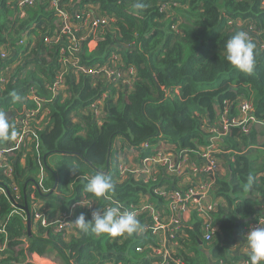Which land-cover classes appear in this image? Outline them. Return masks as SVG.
Returning a JSON list of instances; mask_svg holds the SVG:
<instances>
[{
    "label": "trees",
    "instance_id": "1",
    "mask_svg": "<svg viewBox=\"0 0 264 264\" xmlns=\"http://www.w3.org/2000/svg\"><path fill=\"white\" fill-rule=\"evenodd\" d=\"M167 1L170 3L163 12L158 10L160 0H79L77 3V6L93 3L99 15L114 18L109 26H97L80 43L77 56L79 66L101 67L110 66L111 53H117L122 62L121 72H129L131 68L136 71L131 89L117 91L102 73L77 72L69 63L63 82L55 83L61 67L59 54L55 55L57 47L53 41L45 44L39 35L45 28H52L49 37L56 30L59 33L53 23L56 15L50 2L35 0L32 5L23 6L24 16L20 17L16 13V3L0 0V52L2 48L8 50V42L14 45L24 31L36 36V46L42 49L39 54L32 50L34 56H25L5 83H0V111L8 114L10 123L15 126L16 140L24 138L17 160L8 159L0 164V187L8 189L21 204L26 200L32 223H36L31 209L36 199L45 201L40 211L48 221L70 212V229L76 234L69 238L53 232L49 225L36 224V232L28 237L25 213L12 205L7 194L0 193V227L5 223L0 232V264H33L26 252L50 251L59 254L66 264L73 255L76 264L78 259L86 264L108 261L112 264H151L154 261L158 264L162 258L155 257L154 249L158 244L151 231L112 237L82 233L73 223L81 213L91 219L86 205L70 208L81 194L98 203L104 201V197L97 198L83 191L87 180L97 172L110 175L115 184V191L107 194L110 206L116 201L128 208L138 204L144 195L162 203L163 199L154 193V188L164 181L169 185L167 190L181 188L176 186L177 179L174 182L171 177L166 179L163 169L156 174L155 181L144 182L132 175L124 179L114 164L115 139L122 137L123 143L138 151V163L152 150L165 151L168 144H174L175 150H193L197 144L205 143L204 119L218 118L216 106L238 97L251 101L255 117L264 121V0L163 2ZM137 2L144 7L137 9ZM173 2L182 5L176 9L183 19L178 26L180 34L171 29L174 22L179 23L176 18L169 19ZM229 19L238 20L242 25L245 22L253 24V30L259 31L252 36L257 47L251 74L240 72L226 59L228 39L241 31L234 25L228 28ZM61 38L62 46L66 47V36L62 34ZM15 57L16 51L12 58L0 56V71ZM49 57H56V62L47 65L45 60ZM55 86L61 88L57 93L53 90ZM105 91H111L113 96L108 97L102 115L96 119L89 107ZM13 92L23 98L22 102L14 101ZM232 113H235L234 104ZM25 121L29 127L23 133ZM260 133L264 136V128ZM257 134L254 129L243 132L239 127H231L222 140L234 154H223L225 175L221 177L218 172L211 186L213 196L221 197L223 202L212 212L213 224L218 229L212 242L203 241L202 246H198L200 221L192 227L184 226L178 237L176 234L172 238L168 236L170 242L178 238L181 249L177 253L172 251L164 264H178L179 261L182 264H208L209 261L216 264L219 260L223 264H233L245 257L235 245L241 227L248 222L235 228L236 221L254 212L257 213L255 218L264 216V149L253 147ZM11 142H0V149ZM146 142L150 148L141 147ZM257 149L262 150L263 155L259 166L255 167L251 154ZM53 153L65 157L52 166L46 158ZM121 153L126 155L127 151L122 149ZM72 164L78 167L77 173L71 170L69 165ZM3 169L11 170V176L7 177ZM41 170L46 172L47 178H38ZM249 175L255 177V182L244 192L242 185ZM137 219L142 228L147 219ZM24 242L26 248H19Z\"/></svg>",
    "mask_w": 264,
    "mask_h": 264
},
{
    "label": "built area",
    "instance_id": "2",
    "mask_svg": "<svg viewBox=\"0 0 264 264\" xmlns=\"http://www.w3.org/2000/svg\"><path fill=\"white\" fill-rule=\"evenodd\" d=\"M18 6L16 10L17 15L20 17L24 16L23 6L32 5L35 0H11ZM50 2V6L54 9L56 20L59 19L61 21V28H57V30L53 33L51 37H46L44 41L45 44H49L50 41L57 40V37L60 36V51L59 54L60 61V71L57 75L56 83L63 82L64 73L66 71V64L69 63L71 67L74 68L77 72L82 73H95L101 75V73L106 77L108 83H112L113 87L118 90H129L131 89V85L135 78L136 71L133 73L132 69L129 72H121L120 66H122V62L120 60V56L112 52L110 56V66H101V67H86L84 65L79 66V58L77 56L80 43L90 34L97 26H109V23L114 20V18H109L108 16H101L98 14L97 6L93 3H86L80 6H77L79 0H48ZM161 3L157 4L159 6V12H163L167 10L169 1L163 2L164 0H160ZM172 5H178L177 2H173ZM229 23H233L235 28L246 31L250 37L253 35H257V33L253 30L252 25L245 22L243 25L238 20L234 22L229 21ZM173 28V26H172ZM65 35L67 40L66 47H63L61 35ZM15 39V38H14ZM36 36L34 37L28 31H24L21 37L14 41V45H11L9 42L8 50L11 48H15L16 50V61L12 62V64H21L22 60L25 56L29 55L32 50L36 52L42 51V49L36 46ZM8 50L2 48L0 52L1 58H9ZM68 52V55H66ZM12 64L5 66L3 70L0 71V83L4 84L8 76L12 74L14 71ZM11 71V72H10ZM64 71V72H63ZM128 73V75H127ZM6 75V76H5ZM131 78L132 82L127 84L128 78ZM58 89V87H55ZM111 91H105L102 93L101 98L93 103L95 105L103 104V100L108 97H111ZM30 97L37 99L33 94H30ZM235 105V113H232V105ZM40 103L38 104V107ZM36 112V111H33ZM98 112V110H97ZM100 115L95 118L99 119ZM251 124H261L264 125L263 122L256 119L253 114V106L250 101L244 99L243 97H238L234 101L224 100L223 103L218 107V118L215 122L211 123L207 127V131L211 134L209 137V143L200 153V161L197 163L190 164V158L188 156L187 150H180L177 155L168 154L164 150L155 151V153L149 154L140 159V163L133 166L131 161L126 157L129 155L127 152L126 155L121 153V138H119L115 143L114 147H117L115 160L117 169L120 175L133 176L135 179H142L144 182H148L149 180L155 181L156 174L159 170L163 169L165 172H170L179 177V180L183 178L186 174V170L191 174L199 175L201 174V179H198L197 184L194 185H183L181 188L177 189H166V185L162 183L161 185L154 188V193L163 199L162 203L157 201L145 199L144 201H139L138 204H131L128 208L123 206L122 211H132L135 213L136 217H141L147 219L143 225L141 230L139 231L144 233L146 231H151L153 234H156L157 231L161 229L168 230V236L172 238L175 232L181 228L182 224V213L187 210L190 206L193 213L198 217L200 221V233L202 235L203 241L207 244L212 242V239L215 235V232L218 231L217 226L213 224L212 212L217 206L216 199L213 198V194L211 191L212 183L218 175L219 164L217 159L214 156V152L216 149V143L218 140H223L226 136L227 131L231 127H239L243 132H247L249 129V125ZM23 133L28 130L27 122H23ZM22 140V138H20ZM13 142H16L15 140ZM142 147L147 148L149 144L146 142L142 145ZM135 150L134 148H130L129 152ZM8 154L7 148L0 149V164L3 165L2 162L8 161L5 157ZM118 155V160L116 156ZM233 159V158H232ZM264 168V167H263ZM4 173L7 177L11 176L12 171L8 169H3ZM264 174V173H262ZM168 188V187H167ZM14 190L17 191V188L14 187ZM0 193H4V188L0 187ZM109 195L104 197V201L98 203L96 200L92 198H88L86 195L81 194L78 200L74 201L70 208L73 209L78 205H86L90 209V214L93 211L100 208L110 207L108 204ZM116 201L113 202V206ZM121 204V203H120ZM123 205V204H121ZM33 203L32 208V216L33 220L36 222L35 224H39L41 226H51L53 232L62 233L64 236L69 235L71 233L70 227L71 225V214L63 213L57 219L53 221H48L47 217L43 212L40 211L41 206H37ZM168 213V215H166ZM168 219V221L166 220ZM258 223H264V216H258L247 224H244L241 227L242 235H246L249 231L250 227H255ZM5 223L3 222L0 227V232L4 230ZM125 234H123L124 236ZM141 250V247L137 248ZM155 256H159L162 258L158 264H164V260L168 258V254H159L156 249H154ZM216 264H223L221 260H219ZM233 264H249V250L247 243L245 241V257L240 259L239 261Z\"/></svg>",
    "mask_w": 264,
    "mask_h": 264
},
{
    "label": "clouds",
    "instance_id": "3",
    "mask_svg": "<svg viewBox=\"0 0 264 264\" xmlns=\"http://www.w3.org/2000/svg\"><path fill=\"white\" fill-rule=\"evenodd\" d=\"M177 3L178 5H181L179 2ZM135 7L137 9H142L144 7V4L137 2L135 4ZM229 21L234 22L235 19L228 20L227 22L228 28L234 25L233 23L230 24ZM251 25L253 28V24ZM254 31L256 33H259V31H256V30ZM256 47L257 46L253 42V39L250 37V35L246 31H243V30L237 31L230 39H228L226 43V53H227L226 59L233 67L238 69L240 72L251 74L255 68ZM14 61H16V57L14 58ZM57 75L58 73L56 74L55 83L57 80ZM55 87H58V89L61 90L59 86H55ZM12 95H13L14 101L22 102L23 98L19 94L13 92ZM107 102H108V98L105 99L103 106H105ZM99 106L100 105L97 104L95 105V108L89 107L94 112V115L97 117L100 115V113H103L102 108L99 109V113H97ZM216 107H217L216 111L218 115L219 106H216ZM234 108H235V105H234ZM216 120L213 121L208 118L204 119L203 131H206L207 133H209L207 131L208 125L215 122ZM261 122L264 123V121H261ZM251 125H259V124H251ZM251 125H249L248 131H250ZM210 135H211L210 133L208 136L206 135V145L202 148V150L209 143ZM17 136H18V132L16 131L15 126L10 123L7 117V114L5 112L0 111V142L14 141L17 138ZM119 138H121V144H122L121 149L129 151L130 148H133L123 143L122 137H117L115 139V142ZM165 146H171L174 148L176 147L174 144H168ZM147 148H150V145ZM180 150H187L188 156L190 157L189 155L190 150L187 148H179L178 150H175L176 153L174 155H177V153ZM202 150L198 153L199 159H200V153L202 152ZM155 151L152 150L151 154L155 153ZM145 156H147V154ZM214 156H215V152H214ZM69 166L74 173L78 172V167L75 164H72ZM254 182H255V177L252 175H249L247 177L246 182L242 185V190L244 192H248L253 187ZM83 191L86 193L92 194L93 196L97 198H100V197L106 198L107 194L115 191V184L110 175H107L103 172H97L95 175H92L87 180V183L83 186ZM4 193L6 194L5 190H4ZM15 200L19 201L17 199ZM122 208H123V205H121L119 202H116L114 206H110L107 208H100V209L93 211L91 214V219H86V216L83 213H81L73 223L77 226V228L82 233H85V234H88L89 232H91L97 235L107 234L112 237H117L123 234H127L131 236L134 233H138L141 229V225L135 213H133L132 211H127V210L122 211ZM243 239L246 241L248 250H249V264H264V223H258L257 226L250 227L247 234L243 236ZM40 255H43V254H40Z\"/></svg>",
    "mask_w": 264,
    "mask_h": 264
},
{
    "label": "crops",
    "instance_id": "4",
    "mask_svg": "<svg viewBox=\"0 0 264 264\" xmlns=\"http://www.w3.org/2000/svg\"><path fill=\"white\" fill-rule=\"evenodd\" d=\"M94 7H95V5H94ZM180 8H182V5H175V6H173L172 7L173 13L175 14V10L176 9H180ZM15 51H16L15 48H11L10 47V49L8 50L9 57L12 58L14 56V54H15ZM37 53L39 54L40 52H37ZM12 67H13V71H14V69L17 66H16V64H12ZM7 117H8V114H7ZM41 118H43V117H41ZM214 120H216V119L214 118L213 121ZM263 128H264V125H261V124H259V125H251V127H250V130L251 129H254V130H256L258 132L257 137H256V142L253 144V147H255V148H259L260 147V148L264 149V147H262V145H264V136H262L261 133H260L261 131H263ZM204 133H207V132L204 131ZM208 135H209V133H207V136ZM15 141H21V139H17V140L15 139ZM204 142L205 143H203V144H200V143L197 144V146H196L195 149L189 151L190 164L197 163V162L200 161L198 153L206 145V138L204 139ZM166 148H168V151L165 150L166 153H168V154H175L176 153L174 147L165 146V149ZM135 151L136 150H133L131 152H135ZM215 154H216L217 161H218V164H219V176L222 177V176L225 175L224 162L226 161V157L223 154H228L230 156V155L234 154V150H229V149L226 148V142H225V140L224 141L218 140L217 143H216ZM20 155L21 154H19L13 160V162H15ZM61 155H63V154H61ZM262 155H263L262 150H258L257 149V150H253L252 151L251 156H252V160H253V165L255 167H258L259 166L260 159H261ZM47 159H48V157L46 158V160ZM130 161H131V163H132L133 166L137 165L138 162H139L138 157H136V159L134 161H132V160H130ZM55 162H57V161L56 160H51L50 163H48V164H51L53 166ZM114 164H116V163L114 162ZM127 175H122V176L125 179V177ZM165 175H166V179H169L171 177L172 180H173V182L177 179V182H176V186L177 187H181L183 185H186V186L187 185H194V184H197L196 182H198V179L197 178L201 179V174H200V176L199 175H195V174H191L188 171V169L186 170L185 176L183 178H181V180H179V177L177 175H175L173 173H170V172H165ZM37 176H38L39 179L47 178V174H46L45 171L39 172L37 174ZM55 178H56V176H55ZM164 184L167 187H169V185L165 181H164ZM213 198L216 199L217 206L223 204L221 197H214L213 196ZM145 199H147V196H145V195H144V197H140V200L141 201L142 200H145ZM35 204L37 206H43V205H45V201L43 199H36ZM32 208H33V205L31 207V209ZM25 220H26V217H25ZM166 220L168 221V219H166ZM197 221L199 222L198 217L193 213L191 207L189 206L187 208V210L183 211V213H182V227L175 232L176 236L178 237L179 233L181 232V230H182V228L184 226L192 227V225L194 223H196ZM188 229H193V228H188ZM199 231H200V227H199ZM235 231H236L235 233H237V229ZM35 232H36V225H35L34 222L33 223L31 222L30 235H28V237H30ZM75 233H77V232H75ZM74 235L76 236V234H74L73 232H71L67 236L69 238H71V237H74ZM155 235H156L157 244H158L156 250H157V252L159 254H168V255H170L172 253V251H173V253H177V252L180 251L181 246H180V244L178 242V238H174V239H172V242H170L169 241L170 238L168 237V230L167 229H161V230L157 231V233ZM202 242H203V238H202V235H201V240L199 241L198 246L201 247L202 246L201 245ZM25 243L26 242H24L22 244V246L19 247V248L25 249L26 248V244ZM235 248H236L237 251L242 252V254H245V240L243 239V235H242L241 231H240V235L238 237V241H237V243L235 245ZM183 249H184V251H186V247H184ZM53 254H56L58 257H61L59 254H57L54 251H50V252L43 253V255L34 254L32 252H30V253H27L26 252L25 253L27 259L29 261H31L33 264H37V263H39V264H47L49 262L52 263V264H59L58 261L54 258ZM155 257H159V256H155ZM61 259H62L61 261L63 262V264H66V261L62 257H61ZM209 259H210V257H209ZM71 262H72V264H76L75 263V257H74V255H73V257H71L69 259V264ZM77 262H78V264H86L85 262L82 263V260H80V259H78ZM209 263H212V261H209L208 264ZM104 264H112V262H109L108 261V262H105ZM151 264H156V263H154V261H153ZM178 264H182V263L179 261Z\"/></svg>",
    "mask_w": 264,
    "mask_h": 264
},
{
    "label": "rangeland",
    "instance_id": "5",
    "mask_svg": "<svg viewBox=\"0 0 264 264\" xmlns=\"http://www.w3.org/2000/svg\"><path fill=\"white\" fill-rule=\"evenodd\" d=\"M173 18H176V20H178L179 23H178V25H176L175 22H174V24L171 25V29H173L175 33L180 34V30H179L178 26H179V24L181 23V21H182L183 19L179 16V14L177 13L176 10H175V14L172 13L171 16L169 17V19H173ZM176 20H175V21H176ZM53 23H54V26H56L57 28H59V29L61 28V21H60L59 19L54 20ZM172 26H173V28H172ZM51 29H52V28H45L44 30H41V31H40L39 35H41V36H40L41 40H45V38L48 37V33H49V31H51ZM48 38H49V37H48ZM53 44L57 47V52H55V55H56V57H57L58 54H61L60 47H59V45H60V36L57 37V40H54ZM28 56H29V57H30V56H34V54L31 53V54H29ZM56 57L53 58V59H51L50 57H49V58H46L45 62L47 63V65L53 64V63L56 62ZM59 58H61V56H60ZM17 65H18V64H17ZM17 65H16V66H17ZM11 71H13V69H11ZM11 71H10V72H11ZM132 72L134 73L135 70H132ZM127 75H128V73H127ZM5 76H6V75H5ZM128 76H129V75H128ZM131 82H132V80H131V78L129 77L128 80H127V84L129 85V83H131ZM53 90H54V92L57 93V88L53 87ZM58 91H59V89H58ZM112 96H113V94H112ZM112 96H111V98H112ZM104 102H105V100H103V103H104ZM90 107L95 108L93 104H92ZM101 108H104L103 104L99 106V108H98V112H97V113H99V109H101ZM202 118H203V117H202ZM203 122H204V121H203ZM23 139H24V138H23ZM23 139H22V140H23ZM22 140H21V141H22ZM21 141L11 142L10 145L6 146V148H7V150H8V154H7L5 157H6L7 159L13 161V160H14V159L20 154L19 147H20V145H21V143H22ZM165 150L168 151V148H166ZM127 152L129 153V155L126 156V157H127L129 160L134 161V160L136 159V157L139 156L138 151H135V152H129V151H127ZM64 157H65L64 155H61V154H59V153H53V154H51V155L48 156V159H47L46 161H47L48 163H50L51 160H56L57 162H60L61 160H63ZM41 171H43V170H41ZM19 200H20V199H19ZM25 217H26V214H25ZM35 225H36V224H35ZM53 256H54V258L58 261L59 264H63V262L61 261V260H62L61 257H58L56 254H53ZM60 261H61V262H60ZM37 264H39V263H37ZM47 264H52V263L49 262V263H47Z\"/></svg>",
    "mask_w": 264,
    "mask_h": 264
},
{
    "label": "water",
    "instance_id": "6",
    "mask_svg": "<svg viewBox=\"0 0 264 264\" xmlns=\"http://www.w3.org/2000/svg\"><path fill=\"white\" fill-rule=\"evenodd\" d=\"M6 194L8 196V198L11 200L12 202V205L18 207L19 209L23 210L26 214V231L28 233V235H30V227H31V215H30V211H29V208L27 206V203H26V200L24 199V203L21 204L20 202L16 201L10 194L9 190L6 189ZM264 213V212H263ZM256 212L252 213L249 217H246L244 219H240L238 221H236V224H235V228H237L240 224H243V223H246V222H249L251 221L252 219L255 218L256 216ZM207 255H209L208 252H206ZM209 264H212V263H209Z\"/></svg>",
    "mask_w": 264,
    "mask_h": 264
}]
</instances>
